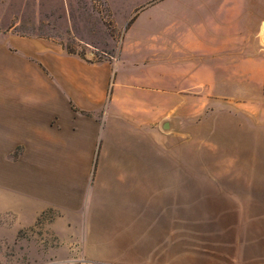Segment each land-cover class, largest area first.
Masks as SVG:
<instances>
[{
    "label": "rangeland",
    "instance_id": "rangeland-1",
    "mask_svg": "<svg viewBox=\"0 0 264 264\" xmlns=\"http://www.w3.org/2000/svg\"><path fill=\"white\" fill-rule=\"evenodd\" d=\"M138 18L133 45L198 52L216 78L202 72L180 101L167 100L152 153L167 179L151 178L150 210L128 213L119 229L84 225L86 246L69 234L66 264H264V0H0L7 31L88 62L115 58ZM54 217L2 229L0 264L57 263L65 247L48 229ZM86 247L121 257L93 260Z\"/></svg>",
    "mask_w": 264,
    "mask_h": 264
},
{
    "label": "crops",
    "instance_id": "crops-1",
    "mask_svg": "<svg viewBox=\"0 0 264 264\" xmlns=\"http://www.w3.org/2000/svg\"><path fill=\"white\" fill-rule=\"evenodd\" d=\"M138 22L118 55L104 62L64 54L0 24V231L32 228L53 212L48 229L65 247L54 264H66V238L74 231L86 246L85 226L119 229L128 213L150 210L151 178L167 179L165 158L152 156L157 125L172 108L167 100L180 101L202 72L208 83L216 78L198 52L182 49L174 57L165 45H133ZM105 213L116 220L104 221ZM86 254L121 257H100L87 247Z\"/></svg>",
    "mask_w": 264,
    "mask_h": 264
},
{
    "label": "water",
    "instance_id": "water-1",
    "mask_svg": "<svg viewBox=\"0 0 264 264\" xmlns=\"http://www.w3.org/2000/svg\"><path fill=\"white\" fill-rule=\"evenodd\" d=\"M163 128H164V129H167V128H168V126H167V125H165Z\"/></svg>",
    "mask_w": 264,
    "mask_h": 264
},
{
    "label": "trees",
    "instance_id": "trees-1",
    "mask_svg": "<svg viewBox=\"0 0 264 264\" xmlns=\"http://www.w3.org/2000/svg\"><path fill=\"white\" fill-rule=\"evenodd\" d=\"M69 54V53H68ZM83 59V58H82Z\"/></svg>",
    "mask_w": 264,
    "mask_h": 264
}]
</instances>
